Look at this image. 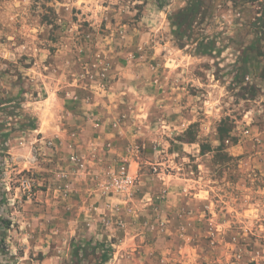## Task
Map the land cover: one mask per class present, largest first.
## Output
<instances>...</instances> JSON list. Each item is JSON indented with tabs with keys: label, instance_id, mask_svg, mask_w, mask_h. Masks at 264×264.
<instances>
[{
	"label": "rangeland",
	"instance_id": "obj_1",
	"mask_svg": "<svg viewBox=\"0 0 264 264\" xmlns=\"http://www.w3.org/2000/svg\"><path fill=\"white\" fill-rule=\"evenodd\" d=\"M193 6L177 29L176 15ZM199 42L215 51L198 54ZM116 53L119 68L135 72L125 81L137 82L138 100L119 120L138 136L142 161L111 230L89 237L111 249L105 264H264V0H0V151L29 143L49 92L103 98L94 79L109 75ZM158 69L171 71L155 78L172 83L156 92L169 109L148 107ZM44 191L36 185L28 202ZM19 203L2 196L1 213ZM6 236L0 264H99L102 252L71 257L88 239L68 234L43 256Z\"/></svg>",
	"mask_w": 264,
	"mask_h": 264
},
{
	"label": "crops",
	"instance_id": "obj_2",
	"mask_svg": "<svg viewBox=\"0 0 264 264\" xmlns=\"http://www.w3.org/2000/svg\"><path fill=\"white\" fill-rule=\"evenodd\" d=\"M110 58L114 62L108 65L109 89L106 95H102L103 98L93 95L88 100L80 97L69 100L58 91L49 92L41 102L44 106L45 103L49 105L47 113L35 115L37 120H40L38 128H29L28 132L24 133L23 139L29 143H25L22 150L12 148L0 151V160L4 154H8L12 163L19 169L29 166L39 177L38 185L45 187L43 195L37 194L38 204L22 201L18 204L19 207L7 208L5 215L0 210V232L7 235V241L15 236L20 237L21 245L18 246L25 251L35 250L45 256L51 249L50 241L53 237H64L68 234L76 237L74 241L83 238L89 241L90 236L100 240L112 228L108 204L113 201L102 195L104 181L121 161H126L131 175L139 176L137 170L142 156L132 151L131 144L138 136L132 134L129 121L119 120V115L128 108L127 104L138 100L135 86L137 82L125 81L126 76L133 77L135 72L134 68H119V53ZM170 72L158 69L153 76L150 82L152 91L148 94L151 101L149 108L158 105L169 109L174 105L167 97L163 100H157L156 97L158 89L169 90L168 84L172 85L170 81L155 79L156 76ZM66 92L71 91L67 89ZM150 139L155 140V136L148 141ZM45 140H49L52 146H45ZM35 142L38 143L35 145L38 149L31 145ZM69 144L73 146L75 155L84 165L81 169H76L68 162L71 155ZM146 152L150 156L157 155L149 145ZM61 171L67 174L71 183L72 190L68 194L63 192L65 183L56 178L57 173ZM53 184H57L56 190ZM137 184L138 191L142 183ZM160 184L170 189L175 183H158ZM50 190H53V193H50ZM124 212L129 215L132 209ZM12 223H17L16 229H12ZM39 239L42 242H36ZM31 241L35 242L30 243ZM8 249L11 251L12 246L8 245ZM48 260L43 259L40 264H47Z\"/></svg>",
	"mask_w": 264,
	"mask_h": 264
},
{
	"label": "built area",
	"instance_id": "obj_3",
	"mask_svg": "<svg viewBox=\"0 0 264 264\" xmlns=\"http://www.w3.org/2000/svg\"><path fill=\"white\" fill-rule=\"evenodd\" d=\"M95 77V89L102 94L107 93L109 84L106 69L100 71ZM66 95L69 96V94ZM71 98L75 99L76 97L73 95ZM45 146L51 147L52 144L49 140H45ZM68 148L71 151L68 158L69 164L74 165L76 169H81L84 165L75 155L73 146L69 144ZM132 151L136 153L138 149L133 147ZM56 178L59 182L65 183L63 186L64 194L71 192V183L68 181L66 173L58 172ZM38 184L39 177L32 168L27 166L19 169L12 163L8 154L3 155L0 160V196L6 197L8 205H14L16 200L30 201L35 196L34 188ZM135 184V178L129 173L126 161H121L104 181L102 189L103 197L113 201L108 204L110 212L119 214V202L125 203L130 199Z\"/></svg>",
	"mask_w": 264,
	"mask_h": 264
},
{
	"label": "trees",
	"instance_id": "obj_4",
	"mask_svg": "<svg viewBox=\"0 0 264 264\" xmlns=\"http://www.w3.org/2000/svg\"><path fill=\"white\" fill-rule=\"evenodd\" d=\"M163 6V4H159L157 3V7L161 8ZM195 7H191L190 10H187L186 15L184 16L182 13L179 15H176L175 21H177L176 23V28H180V26L182 25V23H185L187 21V19L189 18L187 16V14H191L192 16L195 13ZM192 18V17H191ZM197 51L198 54H208V53H212L215 51L214 46L212 44H202V42H199L197 45ZM222 137V134H221ZM0 199H2V196H0ZM2 224L3 221H2ZM103 243H99L98 241H85L83 243H80L79 245H72V250H71V257L73 258H77L78 256H85L87 254H93L97 251L98 248H102V252L99 255V264H105L106 262L109 261L110 259V255H111V249L110 248H105L103 245Z\"/></svg>",
	"mask_w": 264,
	"mask_h": 264
}]
</instances>
